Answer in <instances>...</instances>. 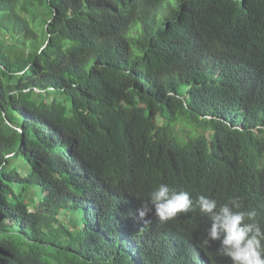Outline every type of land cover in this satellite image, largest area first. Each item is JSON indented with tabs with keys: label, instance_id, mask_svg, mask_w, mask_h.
<instances>
[{
	"label": "trees",
	"instance_id": "16d2710c",
	"mask_svg": "<svg viewBox=\"0 0 264 264\" xmlns=\"http://www.w3.org/2000/svg\"><path fill=\"white\" fill-rule=\"evenodd\" d=\"M161 183L264 227V0H0V264H230Z\"/></svg>",
	"mask_w": 264,
	"mask_h": 264
},
{
	"label": "clouds",
	"instance_id": "9594fccd",
	"mask_svg": "<svg viewBox=\"0 0 264 264\" xmlns=\"http://www.w3.org/2000/svg\"><path fill=\"white\" fill-rule=\"evenodd\" d=\"M194 208L209 221L205 245L218 241L219 253L230 264H264V227L256 222L254 210L243 209L239 197L233 196L223 204L206 195L194 200L190 192L161 183L149 193L137 214L144 223L149 214L166 223Z\"/></svg>",
	"mask_w": 264,
	"mask_h": 264
},
{
	"label": "rangeland",
	"instance_id": "374dc122",
	"mask_svg": "<svg viewBox=\"0 0 264 264\" xmlns=\"http://www.w3.org/2000/svg\"><path fill=\"white\" fill-rule=\"evenodd\" d=\"M91 3H94L96 0H89Z\"/></svg>",
	"mask_w": 264,
	"mask_h": 264
}]
</instances>
